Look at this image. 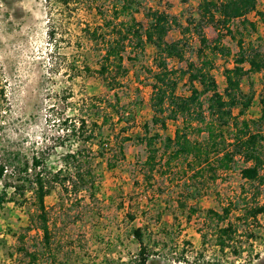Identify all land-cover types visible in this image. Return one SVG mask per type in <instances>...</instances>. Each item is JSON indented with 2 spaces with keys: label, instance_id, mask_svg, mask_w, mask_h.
Segmentation results:
<instances>
[{
  "label": "rangeland",
  "instance_id": "1",
  "mask_svg": "<svg viewBox=\"0 0 264 264\" xmlns=\"http://www.w3.org/2000/svg\"><path fill=\"white\" fill-rule=\"evenodd\" d=\"M89 3L81 1L74 7H62L57 0H0V162L16 156L29 163L34 155L42 154L44 168L54 172L62 167V157L74 150L66 133L65 118L74 113H89L85 105L92 96H107L106 77L95 73L100 57L99 48L84 37V28L99 24L96 6L105 11L108 0ZM145 7L168 13L185 26L187 17H196V1L143 0ZM264 0H257L254 13L247 19L254 22L255 31L249 36L240 30L244 41L264 49ZM135 18L143 28L146 20L141 12ZM239 30V29H238ZM210 44L218 42L228 48L227 57L217 56L211 71L218 92L224 81L222 70L232 66L237 50L235 39L218 36L212 27L204 28ZM179 38L174 28L166 41ZM182 60H167L172 69H184L196 63L197 42L188 39ZM154 48L147 45L136 60L125 62L127 75L118 91L120 112L130 119L114 126V133L125 128L131 138L141 137L144 123L149 133L171 137L175 124L168 121L164 131L151 127L149 75ZM264 73L250 75L240 82L242 92L252 93L251 104L244 113L256 119L259 113L258 92ZM176 94H187V84L180 81ZM75 118V117H74ZM108 131V130H107ZM106 133V128H103ZM264 136V124L261 127ZM193 135H191L192 137ZM200 136H203L201 134ZM158 146V143L156 141ZM123 161L112 168V153L106 151L95 161L97 188L92 198L80 191L76 196L65 195L52 185L44 199L49 230V246L41 242V233L31 228L25 233L24 247L38 253L37 264H264V185L253 187L242 180L239 159L229 170L218 172L214 180L207 176L191 178L184 174L179 161L169 169L155 173L149 185L143 183L139 164L144 159L142 145L124 144ZM15 168L5 167L0 178V192L12 197L0 211V264H27V259L15 253L13 234L29 228L33 212L30 192L20 195L13 188L20 185ZM230 207L227 218L217 223L207 211L219 213ZM259 207L249 231L237 219L243 210ZM131 217V219H129ZM227 222L237 224L236 239L222 251L214 245L215 227ZM142 228L144 251L131 230ZM232 248L240 251L239 258Z\"/></svg>",
  "mask_w": 264,
  "mask_h": 264
},
{
  "label": "trees",
  "instance_id": "2",
  "mask_svg": "<svg viewBox=\"0 0 264 264\" xmlns=\"http://www.w3.org/2000/svg\"><path fill=\"white\" fill-rule=\"evenodd\" d=\"M57 1L62 7L68 8L81 4L83 0ZM87 1L95 4L97 0ZM195 1L196 17H187L185 26L178 24L166 12L145 7L143 0H108L109 6L105 11L96 6L95 13L100 22L86 26L83 32L86 40L99 48L100 57L95 73L106 77L107 96L88 98L85 108L89 113L80 115L70 109L73 118H65L64 122H68L65 131L71 138L74 150L63 155L62 167L54 172L45 170L42 154L32 156L29 163L16 156L0 162V178L5 167L15 168L20 185L13 190L20 195L30 192L33 208L29 216L30 226L22 234H13L15 253L26 258L27 264H37L38 259L37 252H28L24 247L25 233L29 229L40 231L42 245L46 249L49 246L44 199L51 186H59L65 195L76 196L84 191L92 198L98 178L95 161L108 151L112 154L106 166L114 167L119 160L125 159L123 150L127 142L143 147L144 159L139 164V171L146 185H149L155 173L169 169L171 164L179 160L184 164V174L189 173L191 178L206 175L208 180H214L218 172L229 170L236 158L242 163L238 172L242 180L257 187L256 190L264 185V136L261 132L264 124V82L258 92L259 113L256 119L244 117L251 104L252 93H244L240 88L243 78L264 73V49L244 41L240 32L242 29L249 36L255 31L254 22L249 21L247 15L255 12L257 0ZM138 12L146 20L145 28L135 18ZM257 16L261 19L264 13L257 12ZM208 26L220 37L235 39L234 35H238L232 66L222 70V92L217 91L211 71L215 58L218 55L227 57L229 50L218 42L210 44L207 41L203 31ZM174 28L179 38L167 42V33ZM191 37L197 42L194 51L196 63H187L184 69L169 68L167 60H182ZM147 45L154 48L152 69L147 70L150 81V124L164 131L168 121L174 123L171 137L150 134L147 123L141 126V137L126 136L124 127L120 128L123 135L119 133V128L114 133V126H118L123 119L132 121L131 116L124 118V113L120 112L117 95L127 75L124 63L136 60ZM180 81L187 84V94L184 96L176 94ZM104 127L106 133L103 132ZM7 202H12V197L1 191L0 211ZM207 212L217 223H222L230 207H222L219 213ZM259 212V207L243 210L241 218L237 219L246 227L243 233L249 231V219L254 221ZM237 229L235 222L217 225L214 245L221 251L230 247L229 243L236 239ZM131 234L137 241L138 256L141 257L144 251L142 228L132 229ZM231 253L236 258L241 257L238 250L232 248ZM144 261L141 258L140 264Z\"/></svg>",
  "mask_w": 264,
  "mask_h": 264
}]
</instances>
